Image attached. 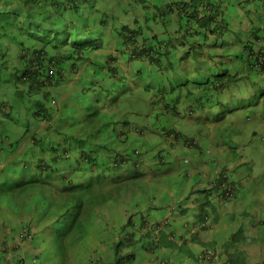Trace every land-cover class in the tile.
<instances>
[{
	"label": "clouds",
	"instance_id": "obj_1",
	"mask_svg": "<svg viewBox=\"0 0 264 264\" xmlns=\"http://www.w3.org/2000/svg\"><path fill=\"white\" fill-rule=\"evenodd\" d=\"M234 4L85 0L66 38L48 22L0 41V264H264V125L208 122L264 75V11L231 19ZM258 22L255 47L216 65ZM201 142L263 150L207 157Z\"/></svg>",
	"mask_w": 264,
	"mask_h": 264
},
{
	"label": "trees",
	"instance_id": "obj_2",
	"mask_svg": "<svg viewBox=\"0 0 264 264\" xmlns=\"http://www.w3.org/2000/svg\"><path fill=\"white\" fill-rule=\"evenodd\" d=\"M156 2L161 3L162 0H156ZM254 2L257 5V11L263 15L264 0H254ZM254 2L253 0H235V4L228 8L225 15L231 19L243 18L246 12L249 13V9L246 6L253 5ZM75 3V8H79L85 3V0H0V41L3 38L7 41L19 38L27 40L37 39L48 22L54 27L62 29V31H59V29L51 30L50 38L55 40L57 38H66L69 35V30H63L64 27L61 25V19L66 12L71 10ZM173 5L171 3L169 7L171 8ZM259 23H257V26L254 27L247 37L243 36L242 39H238L231 47L224 48L215 53V57L212 60L216 61V65L226 66L236 64L239 58L253 49L263 31L259 28ZM217 29L218 26H215L212 40L223 35L222 32H217ZM208 61L214 64L210 59ZM207 69L209 68H204V70ZM6 80H8V77L4 76V73L0 69V82ZM219 93L218 88L213 87L209 99L214 100L215 97L219 96ZM30 184L31 181L25 185H18V188L23 191V187ZM112 264H120V262L112 261Z\"/></svg>",
	"mask_w": 264,
	"mask_h": 264
},
{
	"label": "rangeland",
	"instance_id": "obj_3",
	"mask_svg": "<svg viewBox=\"0 0 264 264\" xmlns=\"http://www.w3.org/2000/svg\"><path fill=\"white\" fill-rule=\"evenodd\" d=\"M81 97H78V101L80 106L84 107V101L81 100ZM208 122L213 127L216 125L224 127L223 134L233 130L234 125L246 136H251L254 130L261 129L254 126H259V123L264 125V75L256 76L252 74L238 88H233V91L225 93L221 97L220 105L209 112ZM259 131L264 132L263 130ZM219 145L222 146H217L216 143L201 142L202 148L209 151L207 157L212 154H233L235 158V154H245L247 152L257 154L263 150L259 143L249 145L247 142L239 144L225 142ZM192 154H198V152L193 151ZM8 168L7 165L4 167V169ZM254 172L260 174L257 170H254Z\"/></svg>",
	"mask_w": 264,
	"mask_h": 264
}]
</instances>
